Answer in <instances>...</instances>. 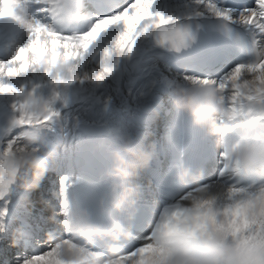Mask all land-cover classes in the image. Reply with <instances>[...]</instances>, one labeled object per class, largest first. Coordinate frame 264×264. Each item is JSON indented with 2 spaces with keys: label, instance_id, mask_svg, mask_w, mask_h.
I'll return each mask as SVG.
<instances>
[{
  "label": "snow or ice",
  "instance_id": "6c2138e0",
  "mask_svg": "<svg viewBox=\"0 0 264 264\" xmlns=\"http://www.w3.org/2000/svg\"><path fill=\"white\" fill-rule=\"evenodd\" d=\"M89 3L95 8L99 0ZM155 3L103 0L102 6L109 14L93 12L95 20L86 31L69 33L71 22L89 15L85 0H0V20L10 19L27 33V42L11 58L0 60V97L14 98L12 107L18 113L12 131L0 141V204L4 205L0 209V236L7 232L10 196L14 188L20 187L18 178L30 179L32 175L31 170L21 169L20 160L29 153H41L32 145L40 130L58 115L49 104L35 98L36 85L29 88L28 84L15 82L42 73L56 86L75 83L81 62L111 30L119 31L103 50L101 70L93 77L98 83L111 75L110 62L130 54L141 37L159 32L165 42L171 41L176 47L175 39L182 35L177 27L180 18L154 11ZM195 3L200 11L193 15L209 14L243 27L252 39L254 60L237 64L219 80L188 76L184 80L188 85L214 88L235 117L246 105L259 108L264 117V0H254L251 7L242 5L238 12L215 0ZM237 127L231 124L232 131ZM241 150L255 151L258 163L264 161V144H227L220 154L223 165L216 180L186 182V190L158 212L149 230L139 238L129 236L120 246L98 245L93 236L77 231L73 220L63 221V232L55 223L51 229H44L43 239L20 227L12 232L11 248L17 249L13 264H169L168 253L173 245L213 236L232 245L236 264H264V186H226L228 173L239 175L241 170L251 168H242L236 159Z\"/></svg>",
  "mask_w": 264,
  "mask_h": 264
},
{
  "label": "bare ground",
  "instance_id": "6f19581e",
  "mask_svg": "<svg viewBox=\"0 0 264 264\" xmlns=\"http://www.w3.org/2000/svg\"><path fill=\"white\" fill-rule=\"evenodd\" d=\"M153 10L165 16L178 17L180 22L189 19V16L211 17L209 14L193 15L200 9L196 7L195 2L187 1L156 0ZM118 31L111 30L90 49L77 69L78 79L73 84L53 85L42 73L15 82L17 85L28 84L29 88L32 85L37 86L35 98L49 104L52 110L58 113L51 121L57 128V133L54 136L39 135L37 142L32 145L42 153L51 154L46 175L38 187L37 196L41 202L38 205L33 204L34 199L26 197L31 190H24L21 186L11 196L7 219V224L11 222V225L0 237V264L14 262L17 249L11 248L13 229L23 227L25 231L43 239L44 229H51L55 223L63 232L66 213L63 194L66 188L76 181V175L71 174V170L74 168L78 152L87 142L106 144L113 148L116 146L125 154L126 140L134 139L145 146L154 145L156 150L159 140L156 131L159 124H153L155 119L160 117L159 109L163 108V105H169L170 88L188 84L184 80L185 76L179 77L168 68L161 52L151 48V35L154 32L139 38L130 54L113 59L110 62L113 68L111 75L102 82H96L93 77L101 70L103 50L115 39ZM26 42L27 33L21 26L7 18L0 20V60L11 58L16 49ZM140 53L145 55L137 58ZM94 101L100 102L99 108L93 107ZM14 102L12 97H0V117L13 112L18 116L12 107ZM247 106L241 109L237 118ZM145 111H148L151 118L143 116ZM79 121L104 123L110 133V139L82 138L73 130L75 123ZM152 125L157 128H152ZM135 183L142 189V197L138 203L151 205L155 208L157 216L161 208L157 203L152 183L144 173H141ZM41 203L45 205L42 208ZM54 214L56 221L53 220ZM141 235L134 236L139 238Z\"/></svg>",
  "mask_w": 264,
  "mask_h": 264
},
{
  "label": "clouds",
  "instance_id": "9594fccd",
  "mask_svg": "<svg viewBox=\"0 0 264 264\" xmlns=\"http://www.w3.org/2000/svg\"><path fill=\"white\" fill-rule=\"evenodd\" d=\"M174 106L191 118L194 125L203 128L208 136L220 137L217 147H224L232 143L229 137L232 130L231 124L237 117L229 111L221 101L220 94L211 86H176L174 90ZM30 143L33 141L30 140ZM50 153H29L20 160L21 169H29L31 178H18L20 186L24 190H35L46 175ZM155 158L154 145L145 146L134 139H127L125 154L114 155V166L109 173L114 181V195L111 207L116 211L134 213V210L142 197L140 185L135 183L141 173L149 168ZM242 168L255 167L258 164V153L250 150H241L236 154ZM179 181L187 182L193 177L187 170L181 171L176 177ZM74 227L83 232L85 236H111L117 240L125 234L119 224L113 225L114 233L109 230L88 226L81 223L79 217H73ZM125 238H127L125 236ZM115 254V250H113ZM169 264H236L235 250L228 242L220 237H200L188 244L177 243L168 253Z\"/></svg>",
  "mask_w": 264,
  "mask_h": 264
},
{
  "label": "rangeland",
  "instance_id": "374dc122",
  "mask_svg": "<svg viewBox=\"0 0 264 264\" xmlns=\"http://www.w3.org/2000/svg\"><path fill=\"white\" fill-rule=\"evenodd\" d=\"M147 112V111H145ZM11 114H12V117H11ZM148 114V113H147ZM10 117V118H9ZM17 118V114L15 112L13 113H9V114H6L5 116L3 117H0V141H3L5 138L8 137L9 133L12 131L13 129V121ZM151 118V117H150ZM158 120V119H157ZM57 128L55 127L54 123L53 122H50L47 126L43 127L41 130H40V133L39 135L40 136H46V135H51V136H54L56 135L57 133ZM159 129V128H158ZM157 129V130H158ZM37 142V141H36ZM35 142V143H36ZM51 145V144H50ZM49 146V144H48ZM43 181V180H42ZM41 181V182H42ZM40 186V184H39ZM38 186V187H39ZM38 187L35 189V190H31L30 193L26 194V197H28V199H30V197L32 199H34V203L33 204H39L41 202L40 197H38L37 195L39 194V191H38ZM18 189V187L14 188L12 193H11V196L15 194V191ZM30 195V196H29ZM11 196H10V199H11ZM57 200V198H56ZM3 204H0V209H2L3 207H1ZM45 206V205H44ZM43 204L41 203V208L44 207ZM11 225V222H9L7 224V227H10ZM1 237V236H0ZM1 243V241H0Z\"/></svg>",
  "mask_w": 264,
  "mask_h": 264
},
{
  "label": "water",
  "instance_id": "95a60500",
  "mask_svg": "<svg viewBox=\"0 0 264 264\" xmlns=\"http://www.w3.org/2000/svg\"><path fill=\"white\" fill-rule=\"evenodd\" d=\"M100 102L94 101L93 107L99 108ZM74 129L78 131L83 137L85 136H103L108 137L109 132L107 130V126L104 123H94V122H76L74 125Z\"/></svg>",
  "mask_w": 264,
  "mask_h": 264
}]
</instances>
